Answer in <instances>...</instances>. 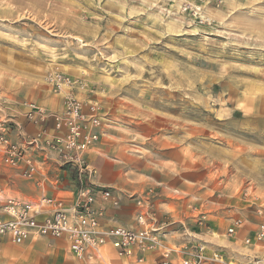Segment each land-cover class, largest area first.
<instances>
[{
	"label": "rangeland",
	"instance_id": "rangeland-1",
	"mask_svg": "<svg viewBox=\"0 0 264 264\" xmlns=\"http://www.w3.org/2000/svg\"><path fill=\"white\" fill-rule=\"evenodd\" d=\"M182 2L0 0V119L12 95L95 99L109 188L143 199L165 248L226 264L205 231L264 220V0H207L200 19Z\"/></svg>",
	"mask_w": 264,
	"mask_h": 264
},
{
	"label": "built area",
	"instance_id": "built-area-1",
	"mask_svg": "<svg viewBox=\"0 0 264 264\" xmlns=\"http://www.w3.org/2000/svg\"><path fill=\"white\" fill-rule=\"evenodd\" d=\"M205 2L207 0H183L180 9L200 19ZM51 80L54 89L61 88L64 83L69 84L58 74L53 75ZM24 116L29 123L35 124L42 120L40 131L36 135L28 136L22 134V128L11 118L0 119L1 161L6 166L23 165L21 176L31 179L37 169L34 160L28 155L27 146L32 147L34 152H46V156L51 153L60 167L67 168L74 174L75 194L71 204L67 205L60 197H41L34 202L23 201L7 196L0 189V239L23 244L28 239L61 238L66 240L73 257L87 261L99 258L102 247L108 242L120 256H133L134 251H152L157 248L163 249L165 255L172 252L171 249L163 248L143 209L135 215L134 228L103 229L100 226L104 208L94 206L96 197L99 196L105 201L113 197V192L108 187L96 186L91 182L90 178L95 170L84 158V154L98 140L96 129L102 126L104 119L103 109L95 99L83 103L73 95H68L62 101L61 107L55 111L47 112L41 107L32 106ZM48 119H51L54 129L49 135L45 127ZM12 127H17L18 136L24 137V142L16 143L10 139ZM142 203L143 199L139 198L135 205L142 208ZM239 224L241 220L238 219L234 226ZM233 232V227L228 229L229 234ZM253 236V241L264 246V223L258 224ZM253 241L250 238L245 239L247 245L253 244ZM177 264H203L201 253L186 255Z\"/></svg>",
	"mask_w": 264,
	"mask_h": 264
},
{
	"label": "crops",
	"instance_id": "crops-1",
	"mask_svg": "<svg viewBox=\"0 0 264 264\" xmlns=\"http://www.w3.org/2000/svg\"><path fill=\"white\" fill-rule=\"evenodd\" d=\"M11 102H15L11 111L14 115L13 122L21 127L22 134L33 136L40 131L42 120L39 123H29L25 119V113L30 107H41L47 112L59 109L62 105L61 97L57 96L52 102L38 97H31L26 100H19V96H9ZM104 120V119H103ZM98 127L96 132L99 137L89 150L84 154L87 163L95 170L90 180L96 186L110 187L113 189L112 181L109 178V158L113 151V146L106 142L107 135L104 125ZM47 134L54 132L51 119L45 123ZM10 139L16 143L24 142V137L18 136L17 127H12ZM46 134V135H47ZM33 148L27 146L29 157L34 160L36 173L31 179L21 176V168L6 166L1 161L0 154V189L7 196H12L23 201H38L41 197L62 198L67 205H70L74 199L75 180L74 174L67 168L60 167L53 154L43 151H32ZM109 188V189H110ZM111 190V189H110ZM146 190V188L141 189ZM113 197L103 201L99 196L96 197L94 206L104 208L103 216L99 223L103 229L109 227H136L134 222L135 215L139 208L130 200L127 195H123L119 190H112ZM115 202V203H114ZM0 216H2L0 214ZM239 219V218H238ZM234 219L229 226L222 231L208 228L205 231L210 245H208L206 253L211 255L214 251L221 253V257L226 264H264V246L254 240V232L258 224L264 223V220L255 221L251 226H243V222L238 226H234ZM240 220V219H239ZM234 228L233 233H228L229 228ZM250 238L254 243L247 245L245 239ZM167 249L172 252L169 255L163 254V249L157 248L152 251H134L133 256H120L116 250L108 244L104 245L100 251L99 258L85 261L86 264H177L184 255L178 254L176 245L165 242ZM164 246V245H163ZM217 246V247H216ZM165 247V246H164ZM218 247H220L219 250ZM173 250H177L176 252ZM235 250L236 253H233ZM214 262H206L203 264H220L222 260L215 255ZM78 258L73 257L69 251L68 244L64 239H52L42 237L37 239H28L23 244H15L6 239H0V264H79ZM140 260V261H139ZM218 263H217V262ZM220 262V263H219ZM225 264V263H224Z\"/></svg>",
	"mask_w": 264,
	"mask_h": 264
},
{
	"label": "bare ground",
	"instance_id": "bare-ground-1",
	"mask_svg": "<svg viewBox=\"0 0 264 264\" xmlns=\"http://www.w3.org/2000/svg\"><path fill=\"white\" fill-rule=\"evenodd\" d=\"M201 17H202V18H204V15H202ZM63 88H64V89H65V88H66V89H67V88H69V84H67V83H64V84H63ZM64 89H62V91H63V92H64V94H65V91H64Z\"/></svg>",
	"mask_w": 264,
	"mask_h": 264
}]
</instances>
